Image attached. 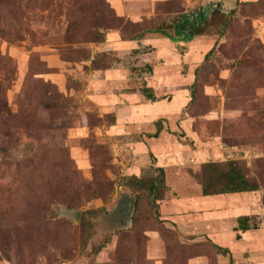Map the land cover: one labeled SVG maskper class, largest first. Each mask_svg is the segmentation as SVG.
<instances>
[{
  "label": "rangeland",
  "instance_id": "1",
  "mask_svg": "<svg viewBox=\"0 0 264 264\" xmlns=\"http://www.w3.org/2000/svg\"><path fill=\"white\" fill-rule=\"evenodd\" d=\"M140 9L0 0V264H154L151 233L163 264H264V0ZM230 162L257 190L220 193ZM204 214L221 235L179 222Z\"/></svg>",
  "mask_w": 264,
  "mask_h": 264
},
{
  "label": "trees",
  "instance_id": "2",
  "mask_svg": "<svg viewBox=\"0 0 264 264\" xmlns=\"http://www.w3.org/2000/svg\"><path fill=\"white\" fill-rule=\"evenodd\" d=\"M204 18H205L204 13H202L201 18L199 19L203 20ZM187 25H189L187 21L180 19L177 22L176 30H175V33L178 37L177 38L171 37V40L175 42L177 39L181 40L179 36L187 37V35H189V38H190V37L199 35L202 31L201 25L192 23L189 29H185L187 28ZM180 30L182 31L186 30L187 32L185 34L184 33L181 34V32H179ZM148 32L153 33L154 30L150 29L148 30ZM143 33L144 31L142 30L136 39L139 40L143 36ZM182 39H185V38H182ZM141 92L148 100L153 101V102L156 101V98L154 97L153 92L149 88L143 87L141 89ZM159 131H160V128L158 127L157 132L153 135V137H156ZM226 167L227 169L223 176L225 182H224V185L220 193L233 194V193H242V192H253L257 190L258 188L257 182L246 179L245 176L242 174V172H240V169L236 167L235 163H231V162L227 163ZM153 169H155L154 171L156 172V174L152 177L151 176H146L145 178L144 177L142 178L132 177L131 179L136 187H139L142 190L147 191V193L149 192L150 194L152 193L155 194V192L161 190L162 187H164L163 170L161 168H157V169L153 168ZM208 186H209L208 184L203 185V188H202L203 195H211L214 193L210 191ZM237 221H238L237 227L242 232L250 229L249 224H248L249 219L247 216H240L237 218ZM215 248L217 249L218 253L224 256L228 254L227 249H224L218 246H215Z\"/></svg>",
  "mask_w": 264,
  "mask_h": 264
},
{
  "label": "crops",
  "instance_id": "3",
  "mask_svg": "<svg viewBox=\"0 0 264 264\" xmlns=\"http://www.w3.org/2000/svg\"><path fill=\"white\" fill-rule=\"evenodd\" d=\"M152 1L153 0H107V2H109V4L112 6V8L119 16H128L135 21L137 20V18H134L132 16L137 15L139 12H141L140 8L144 10L143 8L146 5L150 4ZM258 22L261 23V25L258 26L261 29L263 23L260 21ZM199 217H200L199 219L195 217H191V218L185 217L186 218L185 223H184V218H181L179 222L182 223L181 224L182 228L186 229L187 232L192 231L194 233L201 231L207 234L221 235V232L224 231L225 223H224V218L221 215L204 214V215H200ZM151 238L152 241L148 249V256L151 260L154 261V264H163L162 262L163 257H161V254L159 252V247L161 243L159 237L155 233H151ZM188 264H203V263H202V259L198 258V259L190 260Z\"/></svg>",
  "mask_w": 264,
  "mask_h": 264
},
{
  "label": "water",
  "instance_id": "4",
  "mask_svg": "<svg viewBox=\"0 0 264 264\" xmlns=\"http://www.w3.org/2000/svg\"><path fill=\"white\" fill-rule=\"evenodd\" d=\"M215 6H217V4H215L214 6H212V5H205V6L203 7V9H202V11L204 12V17H206L205 8H208V7L212 8V7H215ZM187 37H189V35H187ZM180 39L183 40V41L186 40V38H185V39L180 38ZM177 40H178V39H177ZM177 40H176V41H177ZM67 214H68V216H69L70 218H72L74 221H77V220H78V216H79V213H78V212H69V213H67Z\"/></svg>",
  "mask_w": 264,
  "mask_h": 264
},
{
  "label": "flooded vegetation",
  "instance_id": "5",
  "mask_svg": "<svg viewBox=\"0 0 264 264\" xmlns=\"http://www.w3.org/2000/svg\"><path fill=\"white\" fill-rule=\"evenodd\" d=\"M203 12V11H202ZM200 15V13L199 14H197V17Z\"/></svg>",
  "mask_w": 264,
  "mask_h": 264
}]
</instances>
